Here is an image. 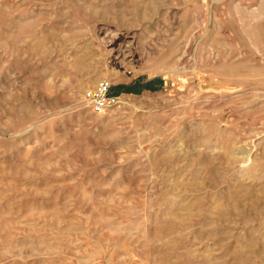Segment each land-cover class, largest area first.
<instances>
[{
    "label": "rangeland",
    "instance_id": "rangeland-1",
    "mask_svg": "<svg viewBox=\"0 0 264 264\" xmlns=\"http://www.w3.org/2000/svg\"><path fill=\"white\" fill-rule=\"evenodd\" d=\"M0 264H264V0H0Z\"/></svg>",
    "mask_w": 264,
    "mask_h": 264
},
{
    "label": "built area",
    "instance_id": "built-area-1",
    "mask_svg": "<svg viewBox=\"0 0 264 264\" xmlns=\"http://www.w3.org/2000/svg\"><path fill=\"white\" fill-rule=\"evenodd\" d=\"M88 103L94 112L100 113L115 105L119 97L111 92V86L107 80L101 79L94 88L86 93Z\"/></svg>",
    "mask_w": 264,
    "mask_h": 264
},
{
    "label": "trees",
    "instance_id": "trees-1",
    "mask_svg": "<svg viewBox=\"0 0 264 264\" xmlns=\"http://www.w3.org/2000/svg\"><path fill=\"white\" fill-rule=\"evenodd\" d=\"M155 82L160 83V79L156 78V79L149 80L146 82L137 81V82L130 84V85H117L114 89L111 90V92L118 95L120 92L137 93V92L141 91L142 89L154 90V89H156Z\"/></svg>",
    "mask_w": 264,
    "mask_h": 264
}]
</instances>
